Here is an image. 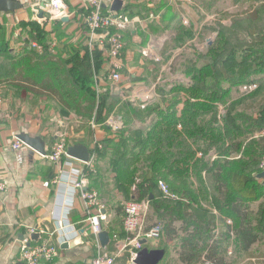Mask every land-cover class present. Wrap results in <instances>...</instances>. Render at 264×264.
I'll use <instances>...</instances> for the list:
<instances>
[{
  "label": "crops",
  "instance_id": "crops-1",
  "mask_svg": "<svg viewBox=\"0 0 264 264\" xmlns=\"http://www.w3.org/2000/svg\"><path fill=\"white\" fill-rule=\"evenodd\" d=\"M16 1L20 4L18 10L22 15L28 11L38 22L42 20L47 28L50 24L59 23L57 20L61 19H51L45 12L43 18L38 20L36 12L33 13L35 5L42 1L47 4L50 0ZM62 1L70 13L69 20H61L62 25H59L65 35L63 43L73 47L71 52L74 59H77V64L87 66L84 79L98 95V101L92 119H86L61 107L48 96H37L21 86L0 83V176L5 183L4 191L0 192V264H21L20 245L23 242L34 244L42 241L56 244L58 255L52 261L41 264H90L98 249L114 253L116 257L113 264H135V257L131 258L129 254V246L125 247L127 234L122 226V217L124 201L136 197L134 186L138 180L135 179L130 185H123L117 178L116 162L112 159L111 152H107L103 157L99 156L95 150V139L100 143L107 137L116 139L113 135L115 131L104 124L105 119L116 115V112L124 114L121 117L127 130H133L131 126L136 124L138 129L146 127L149 118L144 117L142 105L156 102L150 101L153 96L150 90H154L156 85H162L160 82H166L164 79L160 81L163 67L161 66L159 71L156 67L162 62L170 64L171 69L179 59L173 62L172 60L188 52V44L194 40L192 38L183 43V35L191 31L199 18L211 25L219 9L214 7L213 0H205L204 5H197L200 3L195 0H122L120 10L125 18H130H126L129 23L123 32L124 48L120 59L122 80L119 86L115 87L116 85L105 81L107 63L104 45L96 39L95 44L90 46L88 36L84 38L77 10L88 6L91 0ZM112 1L102 0V5L110 7ZM241 11L243 12L239 18L241 17L242 23L248 21L245 15L249 14L252 17L249 20H252L255 26L264 27V21H260L264 12V0H241ZM219 22L223 24L225 21ZM53 35L52 33L50 37L53 38ZM96 42L101 43L103 47ZM74 49L79 51L76 53ZM94 50L101 51L102 60L96 58L95 53H92ZM187 56L189 55H184ZM174 72L181 71L176 68ZM259 75L254 76V80ZM136 90H139V93L129 101H116L121 95ZM111 96L115 101L105 100L99 103L100 97ZM48 104L53 107L50 111H46L42 106ZM91 122L95 123V127H92ZM23 134L38 138L44 152L39 153L26 145L17 150L13 149L11 143L14 137ZM62 138L65 139L67 151L73 148L84 152L85 155L93 151L96 154L92 167L87 170L85 187L86 190L98 193L100 204L91 208L90 215L101 217L102 231H106L109 240L105 246L100 244L90 223L85 220L87 211L78 195L79 192L72 191L69 183L65 185L61 180V177L64 179L69 173L75 177L74 172L84 171V163L79 156L69 154L63 156L58 164L51 163L45 157L53 143ZM101 149L102 147L100 151ZM196 155L198 156V153ZM149 184L145 183L142 197L148 200L152 199L151 195L155 199L163 197L158 183L152 185L151 191L148 192L146 186L149 187ZM64 215L66 218L63 219ZM58 216L62 219L61 225H58L54 218ZM157 217L153 204L150 203L146 225L152 224L151 221L155 218L157 221ZM31 227L37 231L30 233ZM75 238H79L75 246L60 248L62 243ZM113 239H116V242ZM160 241L146 240L142 243V249L157 251L158 254L176 243L171 239L161 243ZM160 253L161 259L157 264H184L171 248L169 254L164 255L163 251Z\"/></svg>",
  "mask_w": 264,
  "mask_h": 264
},
{
  "label": "trees",
  "instance_id": "trees-1",
  "mask_svg": "<svg viewBox=\"0 0 264 264\" xmlns=\"http://www.w3.org/2000/svg\"><path fill=\"white\" fill-rule=\"evenodd\" d=\"M109 10V6L102 7L103 13L110 12ZM82 11H86L84 6L77 10L79 13ZM117 14L124 17L121 10ZM60 21L61 19L57 20L58 25L50 24L47 36L38 34L40 31L37 28H41L38 24L29 22V34L25 36L27 39L21 36L25 46L15 52L7 51L8 46L1 38L0 57L7 60L9 70L6 74L4 72V76L0 75V83L21 86L37 96H48L78 116L92 119L98 95L84 77L80 79L70 74V64L74 58L71 52L73 47L63 43L65 35L60 29ZM82 28L86 38L89 33L86 24L82 23ZM52 33L53 38L50 37ZM51 39L58 44L56 48L47 44ZM32 40L41 44L42 48L36 49L32 45L35 48L33 49L29 45ZM226 44V37L219 31L205 53L194 52L185 57L176 68L189 81L177 83L170 88L167 103L161 98V102H152L144 107L143 115L149 118L146 127L127 130L123 120L122 126L113 132L116 139L107 137L101 143V151L95 149L101 157L111 152L112 159L116 162L117 178L123 185H130L135 179L138 180L134 186L136 197L132 199L136 201L143 198L142 190L146 182L150 183L149 187L146 186L150 192L152 185L161 180L173 194L185 196L188 202L195 205L193 200L196 199V192L192 188L194 183L191 177L195 176L200 183L204 182V171L210 164H214L210 180L222 212L220 216L222 220L224 216L230 217V223L223 220L217 233L209 219L192 216L176 206H169L161 213L159 207L162 203L154 197L149 200L158 215L157 221L161 224L160 243L166 239L176 241L170 248L184 264H197L206 260H213L214 264H224L220 253L228 240L238 244L247 253L264 232L261 219L264 203L259 204L254 216L248 211V202L259 198L264 185L245 170L247 164H258L264 159V136H253L255 131L264 129V121L261 122L253 114L239 111L232 117L237 131L233 137L223 138L222 130H228L229 127L228 124L224 126L227 123L226 114H221L219 119L200 118L206 113L214 115L217 112V105L227 92L220 85L227 76L226 68L218 74L210 61L199 64V56H209L213 60L225 51ZM74 51L77 53L79 49ZM92 53L102 60L100 50ZM237 56L241 66L237 68L238 76L229 78L230 84L246 83L250 81L251 75L264 72V47H250ZM116 114L122 117L124 115ZM137 131L141 134L139 138H136ZM228 131L232 134L233 129ZM195 138L201 143L195 150L189 149L185 154H174L171 151L175 141L178 145L186 139ZM131 140L134 142L130 144ZM221 142L228 145L225 156L233 152L240 154L242 169L232 167L233 162L225 156L215 158L212 163L209 157L205 158L212 147ZM197 152H201V155L196 156ZM129 161L131 162L127 165ZM173 212L182 213L183 222L175 223L180 217L173 215ZM184 218H188L187 221ZM113 240L116 242V239ZM170 248H164L163 254H169Z\"/></svg>",
  "mask_w": 264,
  "mask_h": 264
},
{
  "label": "rangeland",
  "instance_id": "rangeland-1",
  "mask_svg": "<svg viewBox=\"0 0 264 264\" xmlns=\"http://www.w3.org/2000/svg\"><path fill=\"white\" fill-rule=\"evenodd\" d=\"M195 1L196 3H200L197 5H204L205 3V0H195ZM213 3H214V7H217L219 10L216 11L217 14L214 16V20L213 21L210 20L212 24L207 25L205 22H203V20L201 21L199 18L196 25L192 27L191 31L189 33H187L188 32L187 31L186 34L183 35L182 38L183 43H185L189 39L194 38V40L188 44L191 50L189 49L188 52L182 54L183 56L181 57L176 56L172 60V62L177 59H179V61H177L174 65H172L171 69L169 68L170 64L167 65L166 63H162V62L156 67L158 71L163 67L164 70L162 69L161 71L160 81L164 79L166 82L164 84L160 82V84L162 85H156L154 87V90H150L153 93V96L150 101H161V98H163V101L167 103V100L170 98L168 90L177 83L181 82V84H183L189 81V79L182 72H178V73L174 72V69L179 65V63L185 59L184 55L185 56L191 55L194 52L205 53L206 48L209 46V44H211L214 41L216 34L219 31H222V33L227 39L225 51L213 60H210L209 56L208 57L199 56L198 61L199 64L209 61L212 62L214 64V69L217 71L218 74H221L223 69L226 68L225 69L226 73L225 71L224 73L226 74L227 77L224 78L225 81H223L220 86H222V88L225 89L227 92L224 98L221 100V102L218 103L217 105L218 109L214 115H209L206 113L204 115H201L200 118L204 117L205 120H208L216 117L219 119V116L221 114L223 115L226 114L227 123L224 126H227L228 124L229 125L228 130L233 129L232 134L226 129L222 130L223 138H226L228 136L233 137L234 133L237 131V129L233 126L234 121L232 120V117L235 114H237L239 111L253 114L261 122L264 121V72L263 73L260 72L261 75L258 74L259 76L258 78L255 77V80L253 77L256 76L257 74L251 75L252 77L250 81L243 84L238 85V84L229 83L230 77L236 78V76H238L237 68L241 66V63L238 61L239 58L237 54L243 52L244 50L250 47H258V48L264 47V27L260 28L259 26H255L253 21L249 20V18H252L249 14L245 15L248 21H246L245 24L242 23V20H240L241 17L239 18V15L241 14V12H243L241 11V0H213ZM20 13L21 12L18 9H14L13 11H10L8 8L4 10H0V40H2L1 38H3L4 41L6 42L8 46L6 49L7 51L15 52L18 49L23 48L25 46V42L24 41L22 42L21 39L22 37H25L29 34L28 32V29H30V25H28L29 22L38 24L39 27H41V28H37L38 31H40L38 32V34H45V36L49 34V28H47L48 26H46V24L42 20L38 19L40 20V22H38L36 18L34 19L32 15L30 16V14H28V11H26V14L23 15L22 13L21 14ZM199 13L200 12H198V16L200 15ZM261 15L262 18L260 19V21H264V12H262ZM126 18H130V17L128 16ZM219 20H224L226 23L224 22L223 24H221ZM23 39H27V37ZM48 43L53 48L54 47L56 48L58 45L52 39L49 40L47 44ZM97 43L101 44L99 42H96V44ZM94 44L95 43H93V45ZM29 45L32 48H33L32 45H35L34 47L36 49L42 48V45L39 44L38 42H34V40L30 41ZM101 47H103V45ZM70 66H72V69H70L69 71L70 74L75 77L78 76L80 77V79L81 78L83 79L85 74V69L87 68V66L82 64H77V59L75 60L74 58ZM8 70L9 69H8L7 60L4 59L3 57H0V75L4 76V72L6 74ZM119 75H120L119 81L116 83L112 80H109L106 76L105 79L106 83L111 85H116L115 87H118L122 80V73L120 71H119ZM136 93H139V90H136L135 92L130 91L128 93H125V95L124 94L121 95L120 96L121 98L119 97V100L116 101H129L131 97L133 96L135 97ZM99 100L115 101V98L113 96H111V98L100 97ZM248 105H250L251 107H247ZM42 106L46 111H50V109L53 108L51 107V104L42 105ZM222 123L223 122H221V124ZM131 127L134 128L135 130H138L137 124ZM112 128L115 129L113 126ZM112 128L111 130H113ZM178 128H180V125H178ZM253 136L255 138L264 136V129L255 131ZM139 137H141V134L139 133V131H137L136 138ZM198 141L199 140L196 138L186 139L182 141L181 144L178 145H177V141H175L171 147V151H173L174 154H177V152H182V154H185L186 151H188L189 149L191 150L196 149L198 146H200L201 143L200 141L199 142ZM133 142L134 141L131 140L130 144ZM221 143L215 144L214 147H212V149L205 157V158L209 157V159H211L210 161L211 163L215 158L217 159L220 158L221 156L226 155L228 151V147H227L228 145L226 143L225 144L223 143L221 144ZM197 153L198 156L201 155V152H197ZM225 157L231 159V161L233 162L232 167L236 166V168L242 169L241 167L242 159L239 160L240 154L233 152ZM213 165H214L213 163L210 164L208 168L204 171V182L200 183L197 177L195 176L191 177V181L194 183L192 188L196 192V199L193 200L195 205H192L190 201L188 202L187 197L185 196L180 197L174 194L176 196L175 198H167L163 196L161 198L156 199V201L162 203L160 204L159 211L162 213V211L168 209L169 206H176L177 209L181 211H186L190 213V215L192 216L203 217L211 220L213 222L212 226L214 227L215 233L218 232V228H220L223 220L230 223V220H228L230 218L229 216H224L223 220L220 216L222 212L219 206V202L217 200V195L212 188V181L210 180V176L213 172V170H211L213 168ZM245 170L248 173H251V175H253L254 178H256L257 174L264 170V159L258 164H247ZM259 181L260 183H262V180ZM162 182L166 185L164 181ZM141 200H146V198L143 197ZM128 201L130 200L126 199L124 203ZM260 203H264V189L260 191L259 198L248 202L249 204L248 211L249 212L251 211L253 213V216L254 213H256L255 211L259 208L258 206ZM173 215L180 217L179 219H177L175 223L179 224L183 222L182 213L173 212ZM187 219L184 218L185 221H187ZM261 219H262V227L264 228V211L263 214L261 215ZM151 222L152 224L158 223V221H156V218ZM220 255L222 257V262H224V264H264V232L261 233L257 238V240L250 246L247 253L243 252L238 246V244H234L233 241L228 240L225 243ZM215 259L217 260V258ZM203 263L214 264V261L206 260Z\"/></svg>",
  "mask_w": 264,
  "mask_h": 264
},
{
  "label": "built area",
  "instance_id": "built-area-1",
  "mask_svg": "<svg viewBox=\"0 0 264 264\" xmlns=\"http://www.w3.org/2000/svg\"><path fill=\"white\" fill-rule=\"evenodd\" d=\"M102 0H91L89 5L86 6V11L79 13L81 23L86 24L88 28V44L91 46L94 40H99L104 45L107 70L106 76L109 80L115 83L119 81V71L121 68V55L124 48L123 32L126 30L129 20L125 17L120 16L117 12H102ZM46 13L49 14L51 19L62 18L70 16L69 11L65 3L62 0H50L46 4ZM35 46V45H34ZM142 107H145L143 104ZM123 119L120 114L108 116L104 124L112 128L114 131L122 126ZM92 127H95V123L91 122ZM11 146L13 149H20L25 144L19 139L18 136L14 137ZM102 144L95 139V149H100ZM88 160L82 161L84 163V171L74 172L61 177L62 182L65 185L69 183L72 191L79 192L80 198L84 202L86 209V218L90 225L93 233L96 235L102 231L101 228V217L97 215H90L91 208L99 206L98 193L94 190H86V175L87 170L92 167L93 160L96 156L95 152L88 154ZM63 156H68L65 139H60L53 143L50 151L45 157L53 164H58ZM69 181V182H68ZM158 186L164 197L175 198L176 196L169 191L167 186L162 182L158 181ZM5 183L0 176V192L4 191ZM150 209L149 200H130L123 205V217L122 226L127 234L126 246H129V254L131 258H134L137 251L142 249L141 241L145 240H156L159 239L161 233V224L153 223L146 225V217ZM61 225V217H54ZM66 218V215L62 217ZM37 229L29 228L30 233H35ZM58 255V247L56 244L50 241H42L39 243L29 244L23 242L19 248V259L21 264H41L42 262H50ZM116 255L114 253H108L98 249L97 253L91 258L90 264H113Z\"/></svg>",
  "mask_w": 264,
  "mask_h": 264
},
{
  "label": "water",
  "instance_id": "water-1",
  "mask_svg": "<svg viewBox=\"0 0 264 264\" xmlns=\"http://www.w3.org/2000/svg\"><path fill=\"white\" fill-rule=\"evenodd\" d=\"M8 8L10 11L14 9H19L20 4L16 0H0V10H4ZM122 8V0H113L109 9L110 11L117 12ZM36 12V17L39 19L43 18L44 13L46 12V4L42 1L38 5H35L33 8V12ZM62 21L67 22L69 20L68 17H62ZM19 139L28 147L38 151L39 153H43V145L38 138L31 137L27 134L18 135ZM67 153L72 156H79L81 161H87L89 157V152L84 154V152H78L75 149H68ZM256 178L262 179V184L264 185V170L257 174ZM152 198V195H151ZM97 237L102 246H105L108 243V235L106 231H101L97 234ZM79 238L72 239L69 242H64L60 245V248L73 247L78 243ZM146 240L143 239L141 243H145ZM157 251H147L146 249H140L137 251L136 256L134 258L135 264H157L161 259L162 251L156 253Z\"/></svg>",
  "mask_w": 264,
  "mask_h": 264
}]
</instances>
